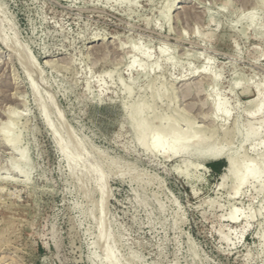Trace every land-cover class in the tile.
<instances>
[{
  "label": "rangeland",
  "instance_id": "obj_1",
  "mask_svg": "<svg viewBox=\"0 0 264 264\" xmlns=\"http://www.w3.org/2000/svg\"><path fill=\"white\" fill-rule=\"evenodd\" d=\"M257 92L264 0H0V264H264V181L172 144L262 178Z\"/></svg>",
  "mask_w": 264,
  "mask_h": 264
},
{
  "label": "bare ground",
  "instance_id": "obj_2",
  "mask_svg": "<svg viewBox=\"0 0 264 264\" xmlns=\"http://www.w3.org/2000/svg\"><path fill=\"white\" fill-rule=\"evenodd\" d=\"M173 3L174 2H170L166 8L171 9L173 7ZM250 16H251V14L249 13L244 18L250 19ZM253 28L256 29L255 27H253ZM134 49L135 48H133L132 50H134ZM139 73L140 74L143 73L144 75L148 74L145 68H143ZM200 74H202V71H199V70L193 71L189 74V77H187V78L182 77L183 79H180V81H187V80L194 78L195 76H198ZM248 107L250 109L247 110L246 114L250 117L248 120V125L246 127V131L244 133V137L245 138H256L262 131H264V120H257L256 127H254L253 123H252V121L254 120V115L259 113V111L261 110V107H262V97H261L260 92L255 93L253 98H251L249 100ZM140 111H141V105L137 104L136 110L129 117L131 124H135V122L141 121ZM222 115L224 118H226L228 116V111L224 109L222 111ZM217 129L219 130V128H217ZM217 129H215L214 131L209 133V136H210L211 141H212L210 143H205L202 141H193L192 139L184 138V136H181V134H177L176 136L173 137L172 144L174 147H177L179 149H183V150H187V151L191 150L192 152H194L197 160H200V159L209 160V159H221V158H223L225 160L224 162H226V166H225L224 172L220 176V186H222L227 179H231L232 181H234L236 179L238 180L237 185H236V190H238L239 187L244 185L248 181V179H255L257 181V183L262 184V182L264 181V176H262V178H261V176H259L255 172L254 168H252L251 164L249 166H247L240 173V175H238L237 170H236V162H237L236 158H234L233 155H231L230 153L224 152L223 148H216L214 146L213 142L215 141L214 138L218 132ZM231 132H232V134H235L234 130H231ZM7 144L9 145V143H7ZM154 147L155 148L161 147V143L159 141H156ZM253 162L258 163L259 161H257L254 158L251 160V163H253ZM184 168L188 172L191 169H193L194 167H193V165L191 166L189 164H186L184 166ZM175 172H177V171H175ZM191 172H193V171H191ZM263 202H264V200H263ZM231 213H232V216H234L235 211H232Z\"/></svg>",
  "mask_w": 264,
  "mask_h": 264
},
{
  "label": "trees",
  "instance_id": "obj_3",
  "mask_svg": "<svg viewBox=\"0 0 264 264\" xmlns=\"http://www.w3.org/2000/svg\"><path fill=\"white\" fill-rule=\"evenodd\" d=\"M224 167H225L224 162H220L219 167H216L214 163L207 165V168H209L212 172H215V173H220L221 169H223Z\"/></svg>",
  "mask_w": 264,
  "mask_h": 264
}]
</instances>
